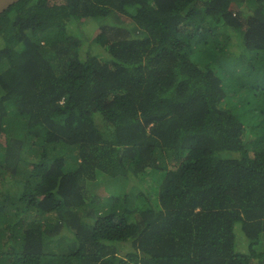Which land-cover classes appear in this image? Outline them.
Masks as SVG:
<instances>
[{"label":"trees","instance_id":"16d2710c","mask_svg":"<svg viewBox=\"0 0 264 264\" xmlns=\"http://www.w3.org/2000/svg\"><path fill=\"white\" fill-rule=\"evenodd\" d=\"M0 264H264V0L6 8Z\"/></svg>","mask_w":264,"mask_h":264},{"label":"rangeland","instance_id":"374dc122","mask_svg":"<svg viewBox=\"0 0 264 264\" xmlns=\"http://www.w3.org/2000/svg\"><path fill=\"white\" fill-rule=\"evenodd\" d=\"M90 22H92L91 20H81V21H79V24L81 25V26H83L84 24H88V23H90ZM86 34V33H85ZM222 155H224V156H231L232 154L230 153H223ZM242 240V237L241 236H239V244H240V250L242 251L243 249H244V251H246V248H245V246H246V244H243V241H241Z\"/></svg>","mask_w":264,"mask_h":264},{"label":"water","instance_id":"95a60500","mask_svg":"<svg viewBox=\"0 0 264 264\" xmlns=\"http://www.w3.org/2000/svg\"><path fill=\"white\" fill-rule=\"evenodd\" d=\"M19 0H0V14L10 5L18 2Z\"/></svg>","mask_w":264,"mask_h":264}]
</instances>
